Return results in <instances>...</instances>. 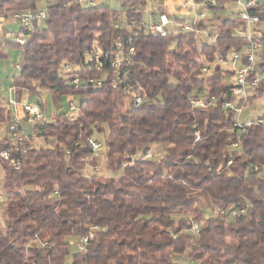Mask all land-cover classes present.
Wrapping results in <instances>:
<instances>
[{
    "label": "trees",
    "instance_id": "16d2710c",
    "mask_svg": "<svg viewBox=\"0 0 264 264\" xmlns=\"http://www.w3.org/2000/svg\"><path fill=\"white\" fill-rule=\"evenodd\" d=\"M104 1L39 7V0H0L3 19L45 11L16 34L0 22V58L10 45L21 55L14 101L36 95L42 108L44 89L56 104L82 97L73 119L64 111L35 122L24 153L15 152L7 131L0 139V150L19 160L14 170L0 159V264H264V128L234 126L224 106L232 98V71L217 63L248 44L235 33L245 27L237 12L219 14L234 0H195L214 12L208 23L193 19L189 31L168 26L164 36L145 27L140 7L150 0H117L120 10ZM249 10L258 15L254 37L261 43L249 75L257 79L251 103L264 97V0ZM200 31L211 32L213 41L198 39ZM19 35L23 44L14 41ZM116 43L125 58L121 81L113 80L110 62ZM128 92L142 102L135 105ZM203 96L214 103L192 104ZM12 120L0 106V122ZM90 140L102 144L97 155ZM100 153L117 176L89 171L99 166ZM209 207L245 211L210 217ZM92 226L97 230L85 250L71 253L72 241Z\"/></svg>",
    "mask_w": 264,
    "mask_h": 264
},
{
    "label": "built area",
    "instance_id": "2783aa9c",
    "mask_svg": "<svg viewBox=\"0 0 264 264\" xmlns=\"http://www.w3.org/2000/svg\"><path fill=\"white\" fill-rule=\"evenodd\" d=\"M81 2H86L87 5H95L101 0H80ZM209 4H214L216 0H206ZM234 4L237 6L238 11V17L242 19L245 22V27L242 30H237L235 33L238 36H242L247 39L248 44L241 50V51H235L231 50L230 53L233 55L231 60H224L222 58H217V63L223 67L229 68V63H234L236 59L240 57V64L239 67L231 68L232 75H231V86L228 89V92L231 94L232 98L228 99L224 102L225 108L232 111L234 116V126L240 130L244 131L246 128L250 126H261L264 128V116L262 114L259 115V117H255L251 120H246L244 122L240 121L239 115L242 112L243 107H245L248 104V98L249 96L254 92L255 88L257 87V79L256 78H249V75L251 72H253L257 67V61L259 58V51L261 49V43L258 39H255V26L259 21L258 15L253 14L249 12L250 8L253 6H256L257 0H234ZM45 16L44 10H37L35 12L33 11H27L23 13H14L12 14V18L17 20V23H19L21 26L24 27H30L32 22L34 20H42V18ZM202 16V15H200ZM3 17H0V21L2 23ZM170 23L169 18L166 16V14H161L157 21L150 22L148 24H145V27L148 32L151 34H159L161 36H164L166 34V29L168 27V24ZM178 27V30L180 31H189L191 30L190 26L186 23H178L176 25ZM211 36V35H210ZM208 36L207 40L209 42L213 41V36ZM15 42L19 44H23L24 42V36L19 35L14 39ZM117 49L114 51V56L111 57L110 62L111 66L113 68V73L115 74V78L113 80L121 81V77L118 74V68L121 64L123 53L120 51V44L116 43ZM133 51V48H130L128 50V53H131ZM98 57H95V60L97 61ZM125 59V58H123ZM216 63V64H217ZM15 68H19V64H15ZM203 72H208L206 67H204ZM74 82H78V80H74ZM90 83H95L94 79H89ZM98 84H100V81H97ZM116 84V81H113L114 86ZM132 99L133 103L135 105H139L142 100L143 96L136 94L135 92H128ZM69 106L67 110V117L70 119H73L75 116V113L78 110L77 105L72 101V98H69ZM215 101L214 97H199L197 99H194L192 101V104L196 107H207L211 104H213ZM26 101L22 102V108L25 119L29 123H35L37 121H40L43 118V112L42 108L38 103H25ZM17 117V116H16ZM19 118H13V120L5 126V130L8 132L11 141L13 142L14 150L15 152H21L24 153L27 148L22 147L21 144L24 141L28 140V134L22 135L21 127L17 123ZM31 135H33L31 133ZM90 145L92 147V151L95 155L98 154L99 150L102 148V144L99 141H91ZM238 144L234 143L232 144L231 148L237 149ZM151 152H146L144 155L145 158H151ZM0 159L6 161L10 166L14 168V170L19 169V160L14 158L10 152L7 150H0ZM230 164V161L228 162ZM3 196L0 195V202L2 201ZM245 208H235L232 210L221 208V207H209L205 210L207 215L210 217H226V216H236L239 214L244 213ZM199 225L196 222L191 223V229L190 232L196 234L198 232ZM97 230L96 226H92L89 230V233L85 236L80 237L77 242L75 243L76 251H84L86 248V245L88 241L92 238L94 231ZM43 245V244H42Z\"/></svg>",
    "mask_w": 264,
    "mask_h": 264
},
{
    "label": "rangeland",
    "instance_id": "374dc122",
    "mask_svg": "<svg viewBox=\"0 0 264 264\" xmlns=\"http://www.w3.org/2000/svg\"><path fill=\"white\" fill-rule=\"evenodd\" d=\"M164 1L165 0H152L151 2L148 1L147 5H145L144 7H140L141 9H143V12H144V16H143L144 24H147L148 21H150L152 19V17H154V16L158 17L157 14H154V15L152 14L151 9L158 7V4H161ZM104 2L107 4V6H109L113 10H120L121 9V4L117 0H106ZM194 3H196V2L194 1ZM43 5H44V1L39 0L37 6H43ZM190 7H192V3L188 4V9ZM197 7L198 6H194V9H196L195 14H197V16H198L197 18H200L204 22L208 23V21H206L207 18L213 17L214 12L209 11V10H205V9H198ZM237 11H238L237 6L234 3H229V4H227L225 10L221 11L219 14L223 15V16H228L231 12L235 13ZM198 13H203V14H202V16H199ZM176 18H178L179 21L176 22V20H175ZM193 19H195L194 14H190L187 12L175 13V14H172V19H170L171 24H168V26L171 27V26H173L174 23H178V22L189 23ZM6 22H7L6 27L8 28V31H13V32H15V34L19 31V29H20L19 23H16V22L13 23L11 18H7ZM215 24H217V23H215ZM213 27H215V25H213ZM207 33H209V31L208 32L200 31L199 33H197V38L200 40L201 39L202 40L208 39L207 37L211 35L210 34L211 32L209 33V35H207ZM210 37H212V36H210ZM6 51L8 53V56L6 58H0V105H2L4 107H8L9 104H7L6 101H7V99H9V97H12V100L14 101V93L13 92L9 93L8 89L12 85V78L15 77L18 73L17 69L15 68L14 62L17 63L21 57L20 52H18L11 45L6 48ZM231 54L232 53L227 54L226 58L228 60L232 59L233 55H231ZM239 64H240V57L238 59H236L233 64L229 63L228 66L230 68H234V67H239ZM39 97H41V100L44 103L43 107H42V112L44 115V119H43L44 122L49 121L50 115H57V114L59 115V113L68 110V105H69L68 97L61 98L60 100L57 101V104H56L53 102L52 95L49 92H47L45 89L40 90ZM24 100L26 101L25 103L33 104V103H37L39 98L36 95H30V96L26 95V96H23V98L21 99L20 102L17 103L14 101V104L11 105L12 107H15V109L17 110L16 111V116H17L16 118H22L23 119V120L17 122L21 127L22 135H27V134L29 135L32 132L33 123H29L25 119L26 117L24 116L23 108L21 105L22 102H24ZM81 100H82V97H80V96H75L73 98V101L77 106ZM262 113H264V97L257 99V100H254L251 103H248L245 107H243L242 112L239 115V119H240V121L244 122L246 120H251L257 116L259 117V115ZM1 123L6 125V123H4L3 121ZM1 133L5 134L4 131H1L0 134ZM95 137H98V136L95 135ZM34 138H36V137H34ZM42 141H43L42 139H37V138L35 139L36 144H41ZM102 156L103 155H101V153H100V159H99V163H98L99 166L96 167V169H94V170L89 169V171H93L97 174H101V175H105V176H117L119 174L118 172L110 171L104 166ZM2 178H3V169H2V166L0 165V195H2V190H3ZM75 243H76V240L72 241V243H71V253H74L76 251Z\"/></svg>",
    "mask_w": 264,
    "mask_h": 264
},
{
    "label": "crops",
    "instance_id": "0c3cea01",
    "mask_svg": "<svg viewBox=\"0 0 264 264\" xmlns=\"http://www.w3.org/2000/svg\"><path fill=\"white\" fill-rule=\"evenodd\" d=\"M43 1L45 3L46 1H53V0H43ZM151 1L152 0H150V2ZM192 1L191 0H165L163 3L158 4V7L152 8L151 12H152L153 15L157 14L158 17L162 14L161 12H166V16L169 19H170V17L172 18V14L180 13V12H187V13H190V14H194L195 19H196L198 16H197V14H195V12H196L195 10L196 9H194V6H198L197 8L199 9V5L197 3H194L195 0H192ZM189 2L192 3V7H190L188 9V4H190ZM39 7H43V6H39ZM158 17H156V16L152 17V19L150 21H148V23L157 21ZM2 20H3L2 21L3 24H5V26H6L7 25V22H6L7 19L4 18ZM11 20L13 21V23H15V22L17 23V20H14V19H11ZM178 23H181V22H178ZM178 23H174L173 26H171V27H175ZM182 23H185V22H182ZM205 23H207V22H205ZM169 24H171V21H170ZM10 33H12V31H10ZM8 90H9V93L13 92V88L11 86L9 87ZM6 102H7V104H9L8 107H4L2 105H0V106L5 108L6 110H9L10 113H11V117L12 118H16V111L17 110L15 109V107L11 106V105L14 104V101L12 100V97H9V99H7ZM21 120H23V119L22 118L18 119V121H21ZM1 131H4L5 134L1 133L2 135L0 134V139L6 135L5 124L0 122V132Z\"/></svg>",
    "mask_w": 264,
    "mask_h": 264
}]
</instances>
